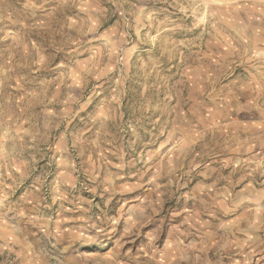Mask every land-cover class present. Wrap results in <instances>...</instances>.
I'll use <instances>...</instances> for the list:
<instances>
[{
    "label": "clouds",
    "instance_id": "clouds-1",
    "mask_svg": "<svg viewBox=\"0 0 264 264\" xmlns=\"http://www.w3.org/2000/svg\"><path fill=\"white\" fill-rule=\"evenodd\" d=\"M0 264H264V0H0Z\"/></svg>",
    "mask_w": 264,
    "mask_h": 264
}]
</instances>
